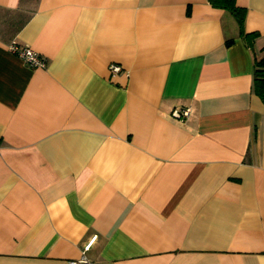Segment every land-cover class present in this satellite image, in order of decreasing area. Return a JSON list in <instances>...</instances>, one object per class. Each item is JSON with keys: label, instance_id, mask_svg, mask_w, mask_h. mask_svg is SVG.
I'll return each instance as SVG.
<instances>
[{"label": "crops", "instance_id": "obj_1", "mask_svg": "<svg viewBox=\"0 0 264 264\" xmlns=\"http://www.w3.org/2000/svg\"><path fill=\"white\" fill-rule=\"evenodd\" d=\"M235 5L251 46L209 0H0V264L92 235L97 264H264V0Z\"/></svg>", "mask_w": 264, "mask_h": 264}, {"label": "built area", "instance_id": "obj_2", "mask_svg": "<svg viewBox=\"0 0 264 264\" xmlns=\"http://www.w3.org/2000/svg\"><path fill=\"white\" fill-rule=\"evenodd\" d=\"M8 50L17 55L20 59L24 61V63L28 64L31 67H42L45 65V60L42 56H40L36 51L31 49L28 46L18 45L15 42L8 44ZM119 67L115 64H110V70L112 72L117 71ZM172 115L178 120H186L191 115V108L188 106L175 108L172 111ZM96 239V235H92L88 241L85 243L82 249V255L79 259L71 260V264H97L93 260H91L86 251L90 248L94 240Z\"/></svg>", "mask_w": 264, "mask_h": 264}, {"label": "trees", "instance_id": "obj_3", "mask_svg": "<svg viewBox=\"0 0 264 264\" xmlns=\"http://www.w3.org/2000/svg\"><path fill=\"white\" fill-rule=\"evenodd\" d=\"M212 4L228 9L237 21L240 34L248 46L252 45L253 34L243 30L244 9L235 5V0H209ZM254 90L264 100V56L254 59Z\"/></svg>", "mask_w": 264, "mask_h": 264}]
</instances>
